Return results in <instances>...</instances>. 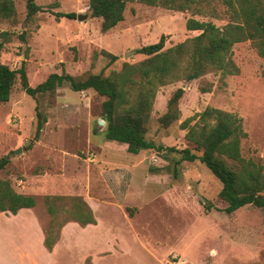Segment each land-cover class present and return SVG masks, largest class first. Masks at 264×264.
Wrapping results in <instances>:
<instances>
[{
	"label": "rangeland",
	"instance_id": "374dc122",
	"mask_svg": "<svg viewBox=\"0 0 264 264\" xmlns=\"http://www.w3.org/2000/svg\"><path fill=\"white\" fill-rule=\"evenodd\" d=\"M13 2L16 21L0 18V31L11 34L0 62L13 69L23 64L31 86L53 72L107 75L124 61L136 63L145 58L136 50L161 35L165 48L196 35L185 28L189 17L219 27L228 21L219 0H197L202 13L130 0L123 20L102 32L100 18L89 14L88 0H35L45 9L29 19L25 0ZM55 11L75 17L56 20ZM78 13L86 18L78 20ZM103 50L116 59L109 62ZM231 58L237 74L209 72L157 89L145 134L155 147L136 154L105 138V122L99 123L105 98L66 84L38 96L46 121L33 140L36 101L17 78L8 101L0 102V158L9 159L0 178L17 192L33 195L36 203L16 215L0 212V264H84L86 259L92 264H264L262 211L248 204L226 213L218 198L221 183L205 165L176 163L179 154L166 150L192 147L182 122L215 107L241 119L247 134L240 141L241 154L264 165V58L249 41L235 43ZM204 82L211 84L210 91H200ZM178 87L183 89L179 118L164 127L158 117ZM46 195L79 196L95 218L86 226L66 222L50 252L42 244L50 223ZM205 204L211 206L208 211Z\"/></svg>",
	"mask_w": 264,
	"mask_h": 264
},
{
	"label": "trees",
	"instance_id": "16d2710c",
	"mask_svg": "<svg viewBox=\"0 0 264 264\" xmlns=\"http://www.w3.org/2000/svg\"><path fill=\"white\" fill-rule=\"evenodd\" d=\"M128 1L88 0L89 14L100 18V30L105 32L123 20ZM136 1L170 10L202 13L196 7L197 0ZM219 2L228 17V21L221 27L210 21L189 17L185 21V28L198 31L196 35L167 48L164 47L165 35H161L158 41L136 50L145 58L136 63L124 61L119 70H113L107 75L88 72L73 76L64 71L53 72L40 83L31 86L23 64L13 69L0 62V102L8 101L18 78L20 88L36 101L33 137L36 140L46 121L45 115L39 110L38 96L52 94L63 84L72 91L91 89L105 98L101 117L105 122L104 135L107 140L125 144L126 150L132 154L152 149L155 144L146 139L145 134L153 99L160 86L178 80L191 81L209 72L237 74L238 67L231 58V48L235 43L249 41L256 53L264 58V0ZM25 6L27 19L45 9L35 0H25ZM51 13L56 20L75 17L74 12ZM0 18L16 21L13 0H0ZM10 39V32L0 31V52ZM103 53L109 62L116 59L109 52L103 50ZM199 89L201 92L210 91L211 84L204 82ZM182 94L183 89L179 87L171 93L165 112L158 117L162 126L166 127L179 118L178 102ZM182 126L187 128L184 138L192 147H167L166 150L179 154L176 163L198 160L205 165L221 183L218 198L225 202L226 213L248 204L259 208L262 211L264 234V165L259 160L245 158L241 154L240 141L247 135L241 119L235 113L207 106L185 118ZM8 162L7 156L0 158V169ZM35 203L33 195L17 192L8 179L0 178V212L16 215L19 210L31 208ZM44 206L50 216V223L43 229L42 244L48 252L52 251L59 239L60 229L66 222L74 221L80 226L95 224L92 209L79 196L46 195ZM210 208V205L205 204L206 211ZM84 264L92 263L86 259Z\"/></svg>",
	"mask_w": 264,
	"mask_h": 264
},
{
	"label": "water",
	"instance_id": "95a60500",
	"mask_svg": "<svg viewBox=\"0 0 264 264\" xmlns=\"http://www.w3.org/2000/svg\"><path fill=\"white\" fill-rule=\"evenodd\" d=\"M76 18H77L78 20H82V19L86 18V16L83 15V14H79V13H78V14H76ZM128 53H130V52H127L124 56H127ZM99 123H100V124H104V121L100 120Z\"/></svg>",
	"mask_w": 264,
	"mask_h": 264
}]
</instances>
